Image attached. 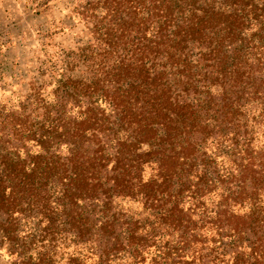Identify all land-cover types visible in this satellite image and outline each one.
<instances>
[{"label": "trees", "instance_id": "trees-1", "mask_svg": "<svg viewBox=\"0 0 264 264\" xmlns=\"http://www.w3.org/2000/svg\"><path fill=\"white\" fill-rule=\"evenodd\" d=\"M90 41L0 104L1 264H264V0H73Z\"/></svg>", "mask_w": 264, "mask_h": 264}, {"label": "rangeland", "instance_id": "rangeland-1", "mask_svg": "<svg viewBox=\"0 0 264 264\" xmlns=\"http://www.w3.org/2000/svg\"><path fill=\"white\" fill-rule=\"evenodd\" d=\"M73 0H0V104L15 106L31 85L48 93L67 52L90 41ZM5 261L0 251V264Z\"/></svg>", "mask_w": 264, "mask_h": 264}]
</instances>
